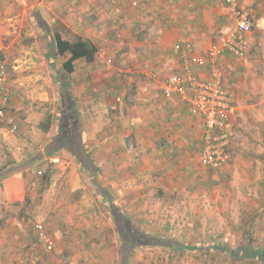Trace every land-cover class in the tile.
Masks as SVG:
<instances>
[{"label": "crops", "instance_id": "crops-1", "mask_svg": "<svg viewBox=\"0 0 264 264\" xmlns=\"http://www.w3.org/2000/svg\"><path fill=\"white\" fill-rule=\"evenodd\" d=\"M252 10L255 17L252 31L248 34V42L254 46L253 50L259 52L256 60L246 61L248 58L242 60L227 54L215 63L224 73V88L234 95L236 107L229 127L232 135L230 159L221 168L226 176L231 175L232 179V182L227 183V189H232L227 195H236L239 201L241 199L245 202L244 204H247L246 200H250L253 195L255 200L251 218L254 221H262L264 216L261 217L260 212L262 208L264 211V0H252ZM61 19L63 22L69 21L67 26L72 32L90 40L97 47V53L91 62L77 60L73 71L66 76L58 72L63 76L60 80H57L52 72L48 75L47 70L42 73L46 79L42 83L38 82L33 91L52 106V113L45 115L46 120L42 125L35 123V132L42 137L41 145H32V150H28L30 153L33 150L37 152L36 162L30 157L24 162H31V166L18 170L14 166L24 159H18L14 154L10 161L3 164L13 162L5 171L18 172L13 171V174L0 179V213L5 210L6 205L22 203L36 187L40 189L39 186H55L51 176L56 174L52 169H49L51 175L48 177L44 175L45 169L38 171L43 173L41 180L47 179L44 183H39L33 174L29 175L34 166H45L46 162L54 164L53 167L61 171L57 180L62 178L63 182L64 179V184H58L59 190L81 191L82 198L89 195L83 193V190L90 189L78 184L79 179L76 178L79 171L80 181L85 176L89 180V171L71 150L64 147L54 148L52 145L60 136L58 129L60 117L63 116V104L72 108L71 116L76 119V127H71L74 129L73 138L77 144L73 148L76 147V151L83 158L92 160L95 168L93 174L97 173V166L104 163L114 176L121 174L122 170L138 178L154 175L157 178L154 188L171 194L174 191L170 185L174 182L179 184V179L182 181L179 176L175 177L176 174L195 173L196 170L188 162L191 157L195 158L198 154V169L203 168L199 161L201 120L190 115L188 101L175 95H164L160 86L152 83L149 77L142 73L153 72L164 78L189 71L199 80H207L211 64L199 66L196 59L205 55L212 45L221 43L232 26L233 21L227 6L223 0H80V4L78 3L72 12L63 13ZM185 44L192 47L186 49ZM64 56L62 62L69 57L67 53ZM131 69H135L138 76H134ZM118 72H128L130 75L127 79ZM48 76L51 77L50 80ZM62 80L70 98L68 101L60 98ZM16 101L13 95L6 115L10 116L12 109L17 110ZM58 106L59 114L57 113L55 119V109ZM65 126L66 129L70 128L69 121L65 122ZM73 129L69 130L70 133ZM3 140L11 141L10 138ZM68 169V179H65V170ZM200 170L204 172L203 169ZM136 181L140 182L137 178L134 182ZM92 182L97 183L95 179ZM138 186L132 185L136 188ZM135 201L132 205L137 203ZM77 203L78 201H71L70 204L75 207ZM139 205H146V202L141 201ZM2 220L0 217V222ZM35 224L31 225L29 231L26 230V236L31 239L27 245L29 249L41 246L35 239ZM19 230L14 226L1 228L0 224V250L5 259L15 253V246L18 244L14 239L24 235H20ZM254 235L258 239L264 238L258 233ZM254 235L250 236L255 238ZM10 242L13 244L10 245ZM257 248L244 246L241 253L247 256L243 258L255 261L257 259L261 261L259 264H264V259L257 255L259 250L264 251V246ZM11 260L7 262L11 263Z\"/></svg>", "mask_w": 264, "mask_h": 264}, {"label": "rangeland", "instance_id": "rangeland-1", "mask_svg": "<svg viewBox=\"0 0 264 264\" xmlns=\"http://www.w3.org/2000/svg\"><path fill=\"white\" fill-rule=\"evenodd\" d=\"M78 3L80 4V0H0V64L8 71L12 96L16 97L18 105L17 110L12 109V114L5 115L0 121V167L10 161L14 154L18 159H24L18 165L36 156L35 150L31 153L28 150H32V145H41L42 137L36 134L35 123L42 125L46 120L45 115H51L52 106L44 102L33 90L38 82L42 83L46 79L42 74L46 70L49 71L48 75L52 72L57 80L63 78L60 73L67 75L62 69L65 56L53 53L51 37L60 23L71 30L67 26L69 21H62V14L72 12ZM37 17H41L50 27V32L38 26ZM249 45L250 50L245 58H248L246 61L253 62L259 52L253 50V45ZM128 53H131L130 49ZM123 69L126 70L125 67ZM131 70L134 71V76H138L135 69ZM118 73L125 75L127 79L130 75L128 72ZM48 79L51 77L48 76ZM55 111L56 117L59 114V106ZM12 125H16L17 129L10 133ZM4 138H10L11 141H4ZM188 162L196 170L195 173L176 174L175 177L179 176L182 181L179 179V184L174 182L170 185L174 191L171 194L154 188L157 184L154 175L138 178L122 170L121 174L114 176L108 166L102 163L97 166V173L90 175L92 179L89 177L88 180L85 176L80 181L77 171L78 184L90 189L83 190V193L89 194L84 198L80 195L81 191L59 190L58 184L62 182V178L57 179L61 171L53 167L54 164L46 162L45 166H34L29 175L33 174L39 183H44L47 179L41 180L43 173L38 171L45 169L44 175L48 177L51 175L49 169H52L56 174L51 176L55 186L51 184L52 188L36 187L22 203L6 205L5 210L1 211V228L14 226L20 229V235H24L18 239L7 238L14 239L18 246H15V253L6 259L0 250V264H21L22 261L35 258L44 260L46 264H120V242L109 215L110 203L124 211L142 230L173 238L179 243V247L171 249L135 248L129 264L261 263L257 259H244L243 256L247 255L241 253L244 246H264V238L258 239L254 235L258 233L264 237V218L262 221H254L251 218L255 200L253 195L250 200H246L247 204H244L245 202L241 199L239 201L236 195H227L228 191L232 190L227 189L228 181L232 182L231 175L226 176L222 169L214 171L204 166L200 168L204 170L202 172L198 169V154ZM68 172L69 169L65 170V175ZM136 178L141 184L134 182ZM65 179H68V175ZM93 179L104 190V194L96 190ZM62 183L64 184V179ZM132 185L139 186L136 188ZM253 186L255 187V184ZM256 196L259 197L258 194ZM134 200L137 203L132 205ZM71 201H78L77 206H72ZM141 201H145L146 205H139ZM8 206L10 208H7ZM262 211L261 217L264 216ZM8 219L11 221H6ZM34 223L41 224L46 230L54 244L51 251L45 252L41 246L31 249L27 246L31 239L26 236V230L29 231ZM252 234L255 238L251 237ZM11 244L13 243L10 242ZM9 260L11 263L7 262Z\"/></svg>", "mask_w": 264, "mask_h": 264}, {"label": "built area", "instance_id": "built-area-1", "mask_svg": "<svg viewBox=\"0 0 264 264\" xmlns=\"http://www.w3.org/2000/svg\"><path fill=\"white\" fill-rule=\"evenodd\" d=\"M223 2L228 8L233 24L221 43L212 45L205 55L196 59L199 66L211 64L207 80H199L189 71H185L182 75L174 74L164 78L157 73H144L152 82L160 86L164 95H175L188 101L190 115L201 120L200 164L214 171L221 169L230 159L232 135L229 127L236 111L235 97L224 88V73L215 62L227 54L245 59L249 50L248 34L252 31L255 17L252 0H223ZM191 47L190 44H185L186 49ZM185 58L188 59V54ZM12 94L8 71L3 64H0V121L5 118ZM15 130L16 126L12 125L9 132L13 133ZM35 238L45 252L53 249L54 244L41 224L35 225ZM21 264L46 263L35 258L22 261Z\"/></svg>", "mask_w": 264, "mask_h": 264}, {"label": "trees", "instance_id": "trees-1", "mask_svg": "<svg viewBox=\"0 0 264 264\" xmlns=\"http://www.w3.org/2000/svg\"><path fill=\"white\" fill-rule=\"evenodd\" d=\"M36 22L38 26H40L43 30L50 32V27L46 25L41 17L36 18ZM53 53L57 56H63L64 54H68V59L62 63V69L64 73L67 75L70 74L74 69V63L77 60H84L86 62H91L95 59L97 53V47L88 39L73 33L71 30L66 28L62 23L58 24V29L54 31L53 37H51V44ZM62 88L60 89V98L68 101L70 99L68 97V93L66 92V84L61 81ZM70 102V101H69ZM66 109V111H65ZM72 108H68L66 104H63L62 111L63 116L61 115L59 121V134L56 140L53 142L54 148L61 149L64 147L76 156V158L81 162L83 166L89 171L90 175L93 174L94 166L92 164V160L88 158H83L77 151L76 141L74 140V129L72 126L76 127V119L72 117ZM67 114V115H66ZM69 119V129H66L65 119ZM70 129H73V132L70 133ZM34 159V162L35 161ZM13 163H9L0 167V179L7 177L9 174H13L14 172H18V170H24L31 166V162H23L20 165H15L14 167L18 168V170H9L5 171V168L8 165H12ZM34 164V163H33ZM8 169V168H7ZM14 171V172H13ZM96 190L99 191L100 194H104V190L101 189L98 185L94 184ZM109 215L112 219L113 225L115 227L116 234L118 236L120 242V264H129L131 260V256L135 248L139 247H160V248H168L171 249L173 247H179V243L177 240L170 237H163L157 235L155 233H149L142 230L137 223H135L130 217H128L124 211L119 209L117 206L112 203L109 204ZM257 255L264 259V251L259 250Z\"/></svg>", "mask_w": 264, "mask_h": 264}]
</instances>
